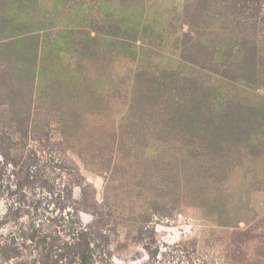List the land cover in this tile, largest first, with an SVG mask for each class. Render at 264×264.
Instances as JSON below:
<instances>
[{
  "label": "rangeland",
  "instance_id": "1",
  "mask_svg": "<svg viewBox=\"0 0 264 264\" xmlns=\"http://www.w3.org/2000/svg\"><path fill=\"white\" fill-rule=\"evenodd\" d=\"M0 264H264V0H0Z\"/></svg>",
  "mask_w": 264,
  "mask_h": 264
},
{
  "label": "trees",
  "instance_id": "2",
  "mask_svg": "<svg viewBox=\"0 0 264 264\" xmlns=\"http://www.w3.org/2000/svg\"><path fill=\"white\" fill-rule=\"evenodd\" d=\"M206 51H205V54H204V56L202 57V59H201V63L203 64V65H209V63H211V61H212V57H210V51L208 50V49H205Z\"/></svg>",
  "mask_w": 264,
  "mask_h": 264
}]
</instances>
